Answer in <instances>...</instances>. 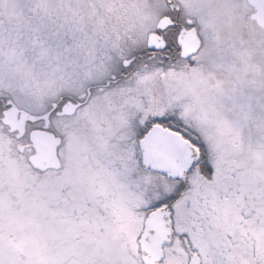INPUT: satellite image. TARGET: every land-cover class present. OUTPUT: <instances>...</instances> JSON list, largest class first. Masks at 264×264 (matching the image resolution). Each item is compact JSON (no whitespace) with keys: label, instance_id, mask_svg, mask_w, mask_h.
<instances>
[{"label":"snow or ice","instance_id":"obj_1","mask_svg":"<svg viewBox=\"0 0 264 264\" xmlns=\"http://www.w3.org/2000/svg\"><path fill=\"white\" fill-rule=\"evenodd\" d=\"M0 264H264V0H0Z\"/></svg>","mask_w":264,"mask_h":264}]
</instances>
